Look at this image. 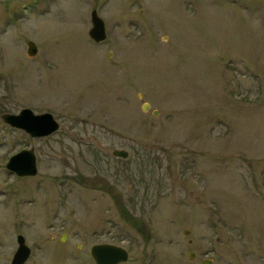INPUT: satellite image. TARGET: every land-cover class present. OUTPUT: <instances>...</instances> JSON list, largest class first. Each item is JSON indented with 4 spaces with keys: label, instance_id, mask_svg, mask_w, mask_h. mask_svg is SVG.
Segmentation results:
<instances>
[{
    "label": "rangeland",
    "instance_id": "obj_1",
    "mask_svg": "<svg viewBox=\"0 0 264 264\" xmlns=\"http://www.w3.org/2000/svg\"><path fill=\"white\" fill-rule=\"evenodd\" d=\"M25 107L60 129L2 119ZM19 234L24 264H264V0H0V264Z\"/></svg>",
    "mask_w": 264,
    "mask_h": 264
},
{
    "label": "water",
    "instance_id": "obj_2",
    "mask_svg": "<svg viewBox=\"0 0 264 264\" xmlns=\"http://www.w3.org/2000/svg\"><path fill=\"white\" fill-rule=\"evenodd\" d=\"M92 27L89 30L90 37L96 42H102L107 37L106 24L104 19L99 15L97 10L91 12ZM27 53L33 57L38 53V45L35 41L29 40L27 42ZM150 104L144 103L143 110L147 111ZM154 114L158 112L155 110ZM2 119L10 126L22 129L31 137L41 138L49 136L59 130L60 123L55 119L50 112L35 113L31 108L25 107L19 113H4ZM113 154L122 158H127L129 152L126 150H114ZM7 168L19 176H35L38 173L37 156L35 149H23L17 154L13 155L7 163ZM188 232V230H187ZM63 236L62 239H64ZM18 247L12 258L11 264H24L30 254L31 248L26 242L24 235L17 236ZM91 253L96 261V264H120L126 262L129 257L128 251L119 245L110 243L96 244L92 247ZM191 256H194L192 252ZM212 259H205L201 264H213Z\"/></svg>",
    "mask_w": 264,
    "mask_h": 264
}]
</instances>
